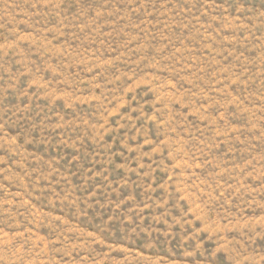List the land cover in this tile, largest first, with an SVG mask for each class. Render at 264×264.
<instances>
[{
	"label": "rangeland",
	"instance_id": "1",
	"mask_svg": "<svg viewBox=\"0 0 264 264\" xmlns=\"http://www.w3.org/2000/svg\"><path fill=\"white\" fill-rule=\"evenodd\" d=\"M0 264H264V0H0Z\"/></svg>",
	"mask_w": 264,
	"mask_h": 264
}]
</instances>
